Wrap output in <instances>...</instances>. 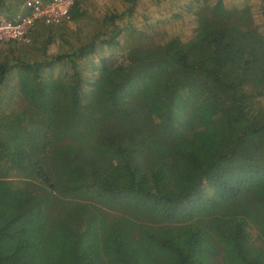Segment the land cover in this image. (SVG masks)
Wrapping results in <instances>:
<instances>
[{
  "label": "trees",
  "instance_id": "trees-1",
  "mask_svg": "<svg viewBox=\"0 0 264 264\" xmlns=\"http://www.w3.org/2000/svg\"><path fill=\"white\" fill-rule=\"evenodd\" d=\"M101 1L2 43L0 264H264V0Z\"/></svg>",
  "mask_w": 264,
  "mask_h": 264
},
{
  "label": "built area",
  "instance_id": "built-area-1",
  "mask_svg": "<svg viewBox=\"0 0 264 264\" xmlns=\"http://www.w3.org/2000/svg\"><path fill=\"white\" fill-rule=\"evenodd\" d=\"M79 0H26L28 15H18L15 20L0 17V44L13 40L30 42V34L38 24L62 25L68 22Z\"/></svg>",
  "mask_w": 264,
  "mask_h": 264
},
{
  "label": "rangeland",
  "instance_id": "rangeland-1",
  "mask_svg": "<svg viewBox=\"0 0 264 264\" xmlns=\"http://www.w3.org/2000/svg\"><path fill=\"white\" fill-rule=\"evenodd\" d=\"M103 2V0L101 1ZM178 2L180 3H188V1L186 0H178ZM97 6V2L94 3V6ZM85 14V11L80 8L79 11L76 13V16L79 18L81 16H83ZM72 16H74V14H72ZM2 17V16H0ZM76 17V18H77ZM191 21H192V18L190 16H186V17H183V18H180V19H171V21H165L164 24H162V26L158 29L159 32H161V35H162V38H166V39H170L172 36H182L184 37L183 35L186 34L188 37L189 34V30L192 28V25H191ZM73 25V22L70 23V26ZM40 30H43L42 29H38L37 31H35V34H40L39 31ZM188 32V34H187ZM0 49H2V44H0ZM257 231L256 230H252V239H257L258 235H257Z\"/></svg>",
  "mask_w": 264,
  "mask_h": 264
}]
</instances>
